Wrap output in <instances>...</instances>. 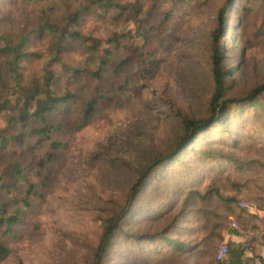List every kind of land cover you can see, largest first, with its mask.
Segmentation results:
<instances>
[{
    "label": "trees",
    "instance_id": "16d2710c",
    "mask_svg": "<svg viewBox=\"0 0 264 264\" xmlns=\"http://www.w3.org/2000/svg\"><path fill=\"white\" fill-rule=\"evenodd\" d=\"M23 1L37 4L34 26L20 24L8 31L4 17H0V93L4 85H11L17 93L13 101L0 96V264L12 256L15 243L40 232L41 225L30 223V219L46 201L47 189L55 178L54 167L67 147L65 136L88 126L101 106L120 104L125 90H139L137 81L153 76L164 53L178 39L175 28L166 32L165 25L177 7L189 4V0H152L142 21L148 33L145 41L136 45L129 35L117 31L103 41L81 27L91 14L101 10L123 17L129 14L130 3H64L56 16L51 0ZM245 1V11L248 4L264 6V0ZM230 2L211 32L212 91L206 115L183 119L185 136L171 151L147 165L127 199L105 213L92 264L108 263L111 251H123L120 245L132 247L131 252L144 263L200 252L209 256L206 264H218L216 253L210 256L209 250L217 238L224 237V221L231 216L240 221L244 231L240 230L249 242L232 248L230 264H257L264 217L238 202L244 198L264 210V83L242 95L227 94L222 36ZM164 3L170 6L163 18L155 21ZM42 38H46L44 48H36V40ZM76 48L84 50L93 68L67 58ZM31 61L39 67L28 68ZM246 137L260 141L262 156L249 158L257 144L251 142L246 147ZM9 144L15 148L10 158L4 155ZM214 144L218 148L209 147ZM36 146L43 147V152L24 161L20 149ZM216 204H223V210ZM167 211L168 220L158 228L131 232L125 226L139 213L159 220ZM29 226L31 230L26 231Z\"/></svg>",
    "mask_w": 264,
    "mask_h": 264
},
{
    "label": "rangeland",
    "instance_id": "374dc122",
    "mask_svg": "<svg viewBox=\"0 0 264 264\" xmlns=\"http://www.w3.org/2000/svg\"><path fill=\"white\" fill-rule=\"evenodd\" d=\"M84 1L51 0L53 14L57 16L64 3L72 6ZM120 1L132 5L129 14L119 17L111 10L107 13L101 10L91 14L81 27L84 32H92L95 38L103 41L117 31L129 35L130 40L141 45L148 33V26L142 21L150 10L152 0ZM229 1L189 0L187 7H177L165 25V31L172 33L175 28L178 39L164 53V59L153 76L137 81L139 90H125L120 104L101 106L88 126L65 136L67 147L58 161L60 163L57 162L54 167L55 178L47 189L46 201L30 219V223L40 224L41 230L31 238L15 243L12 256L2 264H92L93 249L100 239L105 213L127 199L137 177L147 165L157 156L171 151L185 136L183 119H197L206 115L207 100L212 91L211 32L222 20V10ZM246 3L245 0H231L226 12L222 40L224 66L228 70V95H242L264 83V6L258 8L257 5L248 4L249 9L245 11L243 6ZM169 6L170 3L163 4L155 21L163 18ZM36 8L37 4L23 0L16 3L0 0V17H4L3 23L8 31L20 24L34 26ZM45 43L46 38L37 39L34 46L41 49ZM81 48L73 49L67 58L81 67L93 68L94 65L87 62L88 57ZM27 64L28 68L39 67L35 61ZM0 96L13 101L17 96L16 89L4 85ZM246 138H249L246 147L251 142L257 144V149L253 147L249 158L262 156L260 141ZM209 147L218 148V144ZM14 149L9 144L4 155L10 158ZM43 149L36 146L20 149V152L27 161L33 156L38 157ZM235 152L239 156L244 154L240 150ZM194 159L189 158L191 161ZM156 185L159 186L158 183ZM227 190L232 192V189ZM241 201L251 202L243 198L238 204ZM216 207L219 210L224 208L223 204H216ZM168 211L159 220L147 219L144 213H139L125 226L131 232L158 228L168 220ZM233 220L239 222L238 229H232ZM190 224L187 223V226ZM224 224V237L216 239L214 248L209 250L210 256L227 241L231 258L233 247L249 242L244 233L245 238L239 243L228 235L244 231L235 216L228 217ZM26 228V231L31 230L30 226ZM259 241L260 246H264L262 239ZM120 248H124L123 251H111L106 264H206L209 258L199 252L144 263L131 252L132 247L127 249L125 245H120Z\"/></svg>",
    "mask_w": 264,
    "mask_h": 264
},
{
    "label": "built area",
    "instance_id": "2783aa9c",
    "mask_svg": "<svg viewBox=\"0 0 264 264\" xmlns=\"http://www.w3.org/2000/svg\"><path fill=\"white\" fill-rule=\"evenodd\" d=\"M239 204L241 207L249 210L250 212L257 214L260 217H264V210L258 208L256 204L246 201H241ZM238 228H239V222L237 220H233L232 229H238ZM228 235H230L231 237L232 234L228 233ZM229 251H230L229 243L227 241L222 243L216 253V260L218 264H230Z\"/></svg>",
    "mask_w": 264,
    "mask_h": 264
},
{
    "label": "crops",
    "instance_id": "0c3cea01",
    "mask_svg": "<svg viewBox=\"0 0 264 264\" xmlns=\"http://www.w3.org/2000/svg\"><path fill=\"white\" fill-rule=\"evenodd\" d=\"M242 238H245V236L240 231H236V232L232 233V235H231V239H233V241L237 240L236 243H239V241ZM260 239H262V242L264 243V231L261 233ZM258 254H259V257L256 260L257 264H264V246H262V247L260 246V248L258 250ZM261 257H262V261H260Z\"/></svg>",
    "mask_w": 264,
    "mask_h": 264
}]
</instances>
